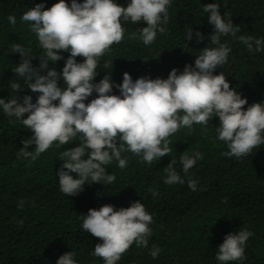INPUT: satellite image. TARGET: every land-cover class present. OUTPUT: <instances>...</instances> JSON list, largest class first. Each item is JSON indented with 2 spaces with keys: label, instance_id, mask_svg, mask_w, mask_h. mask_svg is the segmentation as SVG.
Masks as SVG:
<instances>
[{
  "label": "trees",
  "instance_id": "16d2710c",
  "mask_svg": "<svg viewBox=\"0 0 264 264\" xmlns=\"http://www.w3.org/2000/svg\"><path fill=\"white\" fill-rule=\"evenodd\" d=\"M56 2L0 0V98L7 101L11 97L9 82L18 79L13 70L21 58L10 52L12 45L19 43L31 49L35 55L31 60L33 67H38V57L43 54L29 25L21 23V14L37 3L49 8ZM65 2L70 4L71 0ZM114 2L127 6L130 0ZM213 2L220 5L221 15L230 16L239 26L237 36L264 40V0H171L168 22L161 25L165 31H158L150 45L145 46L139 38L140 28L146 27V22H122L124 38L99 58L93 83L107 73L114 85L119 84L124 72L133 81L138 77L166 79L172 68L179 74L185 64L194 66L202 48L214 47L208 39L213 26L207 22L208 14L202 11L205 4ZM9 15L16 16L15 26L9 23ZM189 28L193 38L186 40ZM196 31L204 35V40L197 42ZM221 42L227 43L231 52L227 63L217 67L213 74L224 73L230 87L247 99L245 109L264 101V50L250 53L231 36L222 37ZM60 55L63 59L48 64L58 73L69 53ZM83 59L76 57L78 63ZM41 74H46V70ZM19 83L22 88L16 95H30L35 102L38 93L28 89L23 79ZM58 86L66 87L62 78ZM110 94L119 95V90L114 86ZM96 95L93 92L85 103ZM13 119L0 110V264H56L69 251L75 254L77 264H104L101 258L91 255L95 245L102 241L81 231L79 215L104 204L118 210L133 201L143 203L152 215V235L147 247L134 243L117 264H219L215 254L224 237L242 230L253 233L244 246L245 259L229 264H264V145L253 148L241 159L222 156L228 149L217 139L218 117L214 116L207 126L194 124L191 129L183 127L171 135L168 139L172 151L157 162L142 163L139 157L122 153L128 160L125 168H119L115 160L106 166V172L116 177L112 184L85 183L75 196L60 191L56 173L62 164L59 153L63 148L78 146L79 141H71L63 148L53 144L34 162L23 159L18 155L19 149L23 147L22 140L31 136V130L19 122L13 123ZM33 147L29 145V150ZM196 151L202 159L185 175L179 157ZM82 158L86 159L87 154ZM171 160L177 161L175 170L185 181L189 177L198 181L197 191L190 190L187 183H164L165 169ZM154 247L160 249L156 258L150 255Z\"/></svg>",
  "mask_w": 264,
  "mask_h": 264
},
{
  "label": "clouds",
  "instance_id": "9594fccd",
  "mask_svg": "<svg viewBox=\"0 0 264 264\" xmlns=\"http://www.w3.org/2000/svg\"><path fill=\"white\" fill-rule=\"evenodd\" d=\"M170 4L171 0H130L127 6L114 0H71L70 4L57 0L49 8L37 3L21 14V23L29 25L43 54L38 57V67H33L31 60L35 55L31 49L19 43L12 45L10 52L21 58L13 70L18 79L9 82L12 95L7 101L0 98V110L14 118L13 123L19 122L31 130V136L22 140L23 147L19 149L18 155L23 159L34 162L53 144L63 148L71 141H79L76 147L63 148L58 156L62 164L56 174L60 191L66 196L77 195L85 183L112 184L116 177L106 172V166L115 160L119 168H125L128 160L122 153H131L146 164L159 161L172 151L168 139L171 135L183 127L191 129L194 124L207 126L214 116L220 122L217 139L228 149L222 156L241 159L253 148L264 145V101L245 109L247 99L230 87L224 73L213 74L217 67L227 63L231 52L228 44L221 42L222 37L231 36L250 53L264 50V40L237 36L239 26L230 16L221 15L216 2L205 4L202 9L208 14V24L213 26L208 39L214 47L202 48L194 66L185 64L179 74L172 68L166 79L138 77L133 81L124 72L119 84L114 85L107 73L93 83L99 58L124 38L122 22H146L147 26L140 28L139 38L145 46L150 45L158 31H165L161 25L168 22ZM7 19L16 25L15 15ZM185 35L186 40H191L193 30L189 28ZM204 38L201 32H195L197 42ZM65 51L69 56L61 71L49 68V61L55 64L63 59L60 53ZM76 57H83V62L78 63ZM44 70L46 74H41ZM60 78L66 87L58 86ZM20 79L38 93L35 102L30 95H16L22 88ZM114 86L119 95L110 94ZM93 92L96 97L85 103ZM29 145H34L32 150ZM85 154L86 159L82 158ZM200 159L199 151L181 155L182 172L187 175ZM176 162L171 160L165 169L164 183H187L190 190L197 191L198 181L191 177L185 181L175 170ZM79 217L81 231L102 241L95 245L91 255L101 258L104 264H117L134 243L147 247L152 235L149 225L153 217L140 201L118 210L104 204L99 209L89 208L86 215ZM252 235L247 230L227 234L215 254L219 264L244 260V246ZM159 252L154 247L150 255L156 258ZM74 255L66 252L56 264H77Z\"/></svg>",
  "mask_w": 264,
  "mask_h": 264
}]
</instances>
